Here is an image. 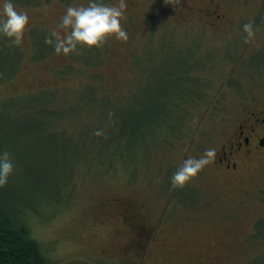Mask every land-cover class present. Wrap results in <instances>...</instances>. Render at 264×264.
<instances>
[{"label": "rangeland", "instance_id": "374dc122", "mask_svg": "<svg viewBox=\"0 0 264 264\" xmlns=\"http://www.w3.org/2000/svg\"><path fill=\"white\" fill-rule=\"evenodd\" d=\"M209 1L124 0L128 39L97 47L98 65L84 46L36 57V40L63 31L67 5L87 0L15 3L31 19L17 71L0 82V151L20 169L73 163L66 199L29 221L54 264H264V163L233 180L213 161L171 186L253 99L264 106V0H212L225 15L215 26ZM175 85L188 94L167 97ZM50 105L56 114L43 118ZM48 195L27 197L40 206Z\"/></svg>", "mask_w": 264, "mask_h": 264}, {"label": "trees", "instance_id": "16d2710c", "mask_svg": "<svg viewBox=\"0 0 264 264\" xmlns=\"http://www.w3.org/2000/svg\"><path fill=\"white\" fill-rule=\"evenodd\" d=\"M37 1L41 0H14V3H33ZM46 36L48 35L45 34L44 38L39 42L36 40V51L40 52L36 57H43L44 53L54 48L45 42ZM8 40V37L0 36V82H7L11 79L17 71L18 62L21 58L18 46L10 45ZM97 56L98 48L94 46L91 50L84 51L81 57L86 64L98 65L101 63L102 58L99 57L98 60ZM184 62H182L181 66H183ZM174 74L177 73L172 74V77L175 76L173 78L175 80L176 75ZM177 85L173 86L167 96H171L170 99L173 98V95L182 97L188 94L185 89L179 90L180 88ZM47 99L45 103L50 104L51 97L49 96ZM29 102L32 103L30 105L31 108L36 107L35 101L30 100ZM45 109L47 112L37 109L42 111L43 118L46 115L50 117L56 114L52 105ZM7 130L10 132L9 127H6L3 132L6 133ZM19 132H22V130H19ZM75 161L76 159H74ZM61 173L64 174L61 175ZM73 176V163L71 167L64 171L55 165L43 169L28 165L25 166V169L15 167L7 183L0 185V264H54V260L49 255V249L39 243L32 235L29 221L30 218L38 216L37 214H42L45 209L54 211L58 208L59 204L57 202H62L66 199L69 192V183H71ZM37 192H47L49 194L48 199L44 201V205L34 206L29 203L27 195H34ZM257 226L264 228L263 223Z\"/></svg>", "mask_w": 264, "mask_h": 264}, {"label": "clouds", "instance_id": "9594fccd", "mask_svg": "<svg viewBox=\"0 0 264 264\" xmlns=\"http://www.w3.org/2000/svg\"><path fill=\"white\" fill-rule=\"evenodd\" d=\"M180 0H177L179 3ZM124 0L113 3L111 0H87L86 3H69L62 13L58 27L52 29L45 42L52 45L56 53L68 55L84 46L88 49L100 47L114 36L118 40H127V30L121 20L125 15ZM28 11L16 7L14 0H0V36L8 37L10 45L22 44L26 29L30 23ZM245 39L255 35L253 23L243 24ZM99 134V130H98ZM217 148L209 147L199 156H187L171 176L172 187H182L204 166L216 159ZM15 164L8 151H0V185L7 183Z\"/></svg>", "mask_w": 264, "mask_h": 264}, {"label": "flooded vegetation", "instance_id": "af4514ba", "mask_svg": "<svg viewBox=\"0 0 264 264\" xmlns=\"http://www.w3.org/2000/svg\"><path fill=\"white\" fill-rule=\"evenodd\" d=\"M213 4L210 0L202 10L210 26L225 20V15L219 13L218 5ZM171 15L175 16V13L171 12ZM254 163H264V106L253 99L233 122L231 131L218 147L214 165L227 179L237 180ZM155 230L149 236L155 235Z\"/></svg>", "mask_w": 264, "mask_h": 264}]
</instances>
